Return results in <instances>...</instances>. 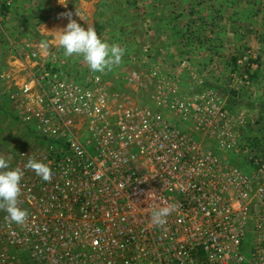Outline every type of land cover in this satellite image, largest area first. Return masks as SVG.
Returning <instances> with one entry per match:
<instances>
[{
  "label": "rangeland",
  "instance_id": "obj_1",
  "mask_svg": "<svg viewBox=\"0 0 264 264\" xmlns=\"http://www.w3.org/2000/svg\"><path fill=\"white\" fill-rule=\"evenodd\" d=\"M67 13L121 47L120 63L98 73L81 56H65L57 36ZM50 65L90 89V109L59 117L43 100L40 78ZM91 75L99 80L89 83ZM147 113L196 138L229 169L222 182L240 243L213 264H264V0H0V157L27 173L19 208L30 213L46 191L25 164L59 151L53 128L95 145L103 120L115 126ZM6 216L0 210V264L49 260L24 253L26 226L11 222V235Z\"/></svg>",
  "mask_w": 264,
  "mask_h": 264
},
{
  "label": "built area",
  "instance_id": "obj_2",
  "mask_svg": "<svg viewBox=\"0 0 264 264\" xmlns=\"http://www.w3.org/2000/svg\"><path fill=\"white\" fill-rule=\"evenodd\" d=\"M48 69L40 88L59 117L93 106L87 86L67 83L70 75ZM97 128L95 145L51 130L52 148L59 151L40 155L51 166V179L42 197L31 201L23 224V238L30 241L26 255L49 258L44 264H213L232 258L240 243L236 205L224 194L229 169L214 154L159 114L126 116L115 126L103 120ZM247 185L240 177L239 186ZM165 202L177 209L164 226L152 225L151 210ZM4 220L6 231L15 234Z\"/></svg>",
  "mask_w": 264,
  "mask_h": 264
},
{
  "label": "clouds",
  "instance_id": "obj_3",
  "mask_svg": "<svg viewBox=\"0 0 264 264\" xmlns=\"http://www.w3.org/2000/svg\"><path fill=\"white\" fill-rule=\"evenodd\" d=\"M68 16V23L59 31L57 44L63 49L65 56L73 54L81 56L89 69L93 72L102 73L121 61L124 50L118 45H109L102 41L92 26L82 27ZM42 48L48 45L43 43ZM25 168L31 169L36 176L43 181L51 179V170L43 162L29 159ZM0 210L7 213L10 222L23 225L28 213L18 207V196L20 194V181L23 172L19 168L9 169L8 161L0 157ZM177 209V205L165 202L163 206L154 208L150 212V222L154 226H164L167 217Z\"/></svg>",
  "mask_w": 264,
  "mask_h": 264
},
{
  "label": "crops",
  "instance_id": "obj_4",
  "mask_svg": "<svg viewBox=\"0 0 264 264\" xmlns=\"http://www.w3.org/2000/svg\"><path fill=\"white\" fill-rule=\"evenodd\" d=\"M66 24H67L66 22H64V23L61 22V24H59V27H60V28H58V29H59V30H58V34H59L60 29H62ZM54 39H55V38H54Z\"/></svg>",
  "mask_w": 264,
  "mask_h": 264
}]
</instances>
